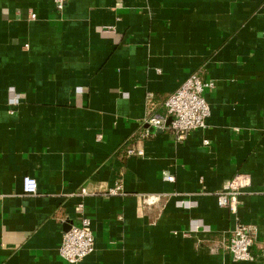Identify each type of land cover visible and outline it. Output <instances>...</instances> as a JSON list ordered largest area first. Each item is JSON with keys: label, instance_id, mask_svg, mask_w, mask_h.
I'll return each instance as SVG.
<instances>
[{"label": "crops", "instance_id": "crops-1", "mask_svg": "<svg viewBox=\"0 0 264 264\" xmlns=\"http://www.w3.org/2000/svg\"><path fill=\"white\" fill-rule=\"evenodd\" d=\"M196 71L216 83L208 127L142 136L148 96ZM236 173L233 213L217 193ZM83 216L79 264H264V0H0V264H68ZM237 223L252 260L223 247Z\"/></svg>", "mask_w": 264, "mask_h": 264}, {"label": "built area", "instance_id": "built-area-1", "mask_svg": "<svg viewBox=\"0 0 264 264\" xmlns=\"http://www.w3.org/2000/svg\"><path fill=\"white\" fill-rule=\"evenodd\" d=\"M54 1L58 10L62 11L68 0ZM32 17L35 15L33 14ZM215 87L214 80L205 78L201 72L196 71L191 73L175 91L169 93L161 103H158L155 97L150 94L148 96V112L144 121L148 128L142 133V136L149 135V127H156L171 131L178 141H183L190 132L207 128L211 107L205 92ZM18 101L17 97L12 98L14 104ZM206 143L208 144V141ZM143 154L142 149L133 147L127 149V155ZM164 178L168 181H175L176 177L168 173L164 175ZM250 183L249 174L236 173L227 181L224 189L217 193L219 205L236 213L239 197ZM119 188L112 189L111 193H118ZM23 190L26 194H36L38 192L37 179L26 175L23 178ZM87 192L86 188L82 189V193ZM194 228L196 231L210 230L209 227L200 224ZM256 238L257 230L254 227L237 223L223 242V247L231 253L234 260H252L255 258L253 246ZM95 242L91 219L83 216L79 223L73 224L64 233L60 252L68 264H79L94 251Z\"/></svg>", "mask_w": 264, "mask_h": 264}, {"label": "water", "instance_id": "water-1", "mask_svg": "<svg viewBox=\"0 0 264 264\" xmlns=\"http://www.w3.org/2000/svg\"><path fill=\"white\" fill-rule=\"evenodd\" d=\"M151 130H153V131H156V130H160V129H158V128H156V127H151Z\"/></svg>", "mask_w": 264, "mask_h": 264}]
</instances>
